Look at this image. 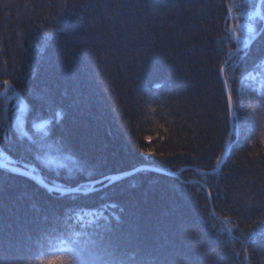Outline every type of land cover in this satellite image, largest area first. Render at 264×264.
<instances>
[{"label": "trees", "instance_id": "16d2710c", "mask_svg": "<svg viewBox=\"0 0 264 264\" xmlns=\"http://www.w3.org/2000/svg\"><path fill=\"white\" fill-rule=\"evenodd\" d=\"M241 3L0 0V153L53 187L87 193L54 194L0 169V264H42L49 239L55 247L73 235L81 264H264V237L240 243L264 213V21L233 56L227 9ZM18 109L27 135L14 127ZM44 132L47 152L28 139ZM81 163L91 175L74 171ZM140 167L178 177L140 171L91 185ZM88 211L89 222L77 219ZM230 224L231 236L219 231ZM101 236L114 257L96 248Z\"/></svg>", "mask_w": 264, "mask_h": 264}, {"label": "snow or ice", "instance_id": "6c2138e0", "mask_svg": "<svg viewBox=\"0 0 264 264\" xmlns=\"http://www.w3.org/2000/svg\"><path fill=\"white\" fill-rule=\"evenodd\" d=\"M262 6H264V0H259L258 3H253V0H242V3L236 6L240 8V11H234L233 6L228 7L227 14L229 17H231L232 20L235 21V23L228 26L227 31L229 33V36L226 37V39L235 40L237 48H239L241 44L244 48H247L250 42L256 38L259 29L255 27V25L258 23V19L259 21H264V16L261 15ZM120 7H125V5H120ZM151 7V5H143L144 10H148ZM249 9H254V11ZM111 19L116 20L117 17L113 16L111 17ZM241 19H243V23H241ZM45 38L50 40L53 39L54 36L51 33H47ZM220 72H224L223 67L220 68ZM3 86H5V92L9 91L11 87L8 80L3 81ZM224 86L225 88L228 87L227 80L224 81ZM157 87H160V85H157ZM227 107L229 113L232 114L233 99L231 92H229L228 94ZM21 112L22 110L18 109L15 114L14 127L20 130L21 135H27L23 127L24 121L21 119ZM57 115L62 117V114L60 113H58ZM236 119H239L238 114L236 116ZM5 123H7V121H5ZM33 126L37 130H41L45 127L44 123H35ZM233 132H236L237 135L239 134L237 126H234L232 131H229L228 136H233ZM48 135V132H44L43 135L39 137V139H34L31 136H29L28 139L31 141V143L36 145L38 151L47 152L54 147L53 143L48 142ZM146 139L151 140V137H146ZM55 147L56 151L59 152L61 156H63V146L57 144ZM225 147H227V142H225ZM154 155L155 153L151 150L143 152V156L145 157H153ZM222 159L223 152H221L220 156L216 157V165L212 169L214 173L219 169ZM10 165H13V161H11L4 153H0V169H5L8 171H18V169H16L15 167H10ZM25 167H27V165ZM74 171L79 174L91 175V173L82 163L75 165ZM133 171L140 172L142 171V169H133ZM76 192L87 194L85 192V185H80L78 188H73L71 190L72 194ZM61 194L65 195L69 193L66 189ZM209 196H211V193H209ZM81 212H83V210H81ZM232 227L233 225L230 224L228 225L227 229L221 228L219 231L224 232L227 230L229 232V236H231ZM248 227L250 229L249 232L247 234H244L243 239L240 240V243L242 245H244L247 241H252L257 235L264 237V213H261L259 218L251 220ZM105 231H108L107 226H105ZM96 248L101 253H103L104 256L114 257V253L112 252L111 240H106L103 236H101L96 241ZM38 255L39 257H48L47 260L42 261V264H81V250L78 246V241L75 238V235L69 237L67 240L61 238L60 243L55 245V247H53L52 240L49 239L47 246L41 247ZM236 255L239 256L240 253H236ZM102 264H123V261L114 258L112 260H104L102 258Z\"/></svg>", "mask_w": 264, "mask_h": 264}, {"label": "water", "instance_id": "95a60500", "mask_svg": "<svg viewBox=\"0 0 264 264\" xmlns=\"http://www.w3.org/2000/svg\"><path fill=\"white\" fill-rule=\"evenodd\" d=\"M255 40V39H254ZM254 40H252L249 44V46L254 42ZM245 48L242 46L240 48L237 49V51L233 54V56H235L237 53H240L244 50ZM228 62V61H227ZM227 62L224 64L223 68H225ZM221 80L223 82V85H224V72L221 73ZM224 91L226 93V96L228 98V89L225 88L224 86ZM230 114V113H229ZM233 116L234 114H230V124L232 123V120H233ZM230 138L231 137H228L227 139V147H226V153L225 155L223 156V159L221 161V164L220 166L222 165L223 161L225 160V157H226V154H227V150H228V144L230 142ZM10 167H15L16 169H18V171H14L16 172L19 176H22V177H25L27 178L28 180H30L31 182L33 181L35 184H37L39 187H42L43 189L45 188L46 190H48L49 192L51 193H56V194H61L62 192H64L66 189L68 190V193L69 194H66V195H75L76 193H81V192H76L74 194L71 193V190L72 188H61V187H56V186H51L49 184H47L46 182L42 181L39 177H37L34 173H31L29 171H27L26 169L24 168H20V167H16L14 165H10ZM136 169H142V171H148V172H155L157 174H165L167 176H170V177H178V172H173V173H169V172H165V171H160L158 169H155V168H149V167H140V168H136ZM138 172H134L133 170H129V172H123L121 174H119V176L115 177V178H112V177H108V178H103V179H100V180H97L96 182H93L91 185L92 187H98V185L100 184H103V183H106V185H108L109 183H112L116 180H119V179H126V178H130V176L136 174ZM212 172H205V174H210ZM62 195V194H61Z\"/></svg>", "mask_w": 264, "mask_h": 264}, {"label": "rangeland", "instance_id": "374dc122", "mask_svg": "<svg viewBox=\"0 0 264 264\" xmlns=\"http://www.w3.org/2000/svg\"><path fill=\"white\" fill-rule=\"evenodd\" d=\"M83 216H84V218L86 217V219H84ZM83 216H82V215L77 216V219L80 220L82 223H84V222H86V221L92 219V218H90V214H88V215H83Z\"/></svg>", "mask_w": 264, "mask_h": 264}, {"label": "bare ground", "instance_id": "6f19581e", "mask_svg": "<svg viewBox=\"0 0 264 264\" xmlns=\"http://www.w3.org/2000/svg\"><path fill=\"white\" fill-rule=\"evenodd\" d=\"M79 214V213H78ZM89 222V221H88ZM86 225H87V223H86Z\"/></svg>", "mask_w": 264, "mask_h": 264}]
</instances>
